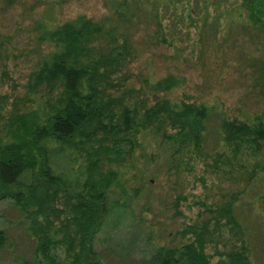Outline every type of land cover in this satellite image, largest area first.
Wrapping results in <instances>:
<instances>
[{
    "label": "trees",
    "instance_id": "obj_1",
    "mask_svg": "<svg viewBox=\"0 0 264 264\" xmlns=\"http://www.w3.org/2000/svg\"><path fill=\"white\" fill-rule=\"evenodd\" d=\"M103 2L107 22L84 14L62 20L57 0L36 1L40 11L32 29L46 49L23 85L30 105L11 114L0 135V200L10 201L24 243L17 253L15 240L0 225V254L16 264H107L94 241L116 187L113 166L132 154L149 129L169 149L170 168L187 170L188 161L204 151L219 179L241 171L250 175L224 204L205 207L183 225L180 232L188 240L154 246L143 264H253L264 221L249 211L255 207L251 199L264 206V163L258 172L247 166L264 152L263 114L243 107L229 118L217 99H173L165 93L183 81L174 72L140 73L139 86H133L126 66L134 50L136 6L131 0ZM238 2L237 19L243 11L249 27L263 31L264 0ZM228 5L219 0L215 6ZM160 19L154 35L169 47L168 60L186 67L176 22L165 23L163 33ZM263 63L254 58L248 65L257 74L252 84L262 93ZM210 132L215 143L207 149Z\"/></svg>",
    "mask_w": 264,
    "mask_h": 264
},
{
    "label": "rangeland",
    "instance_id": "obj_2",
    "mask_svg": "<svg viewBox=\"0 0 264 264\" xmlns=\"http://www.w3.org/2000/svg\"><path fill=\"white\" fill-rule=\"evenodd\" d=\"M36 1L0 0V135L8 117L30 105L23 85L37 57L46 49L44 43L37 42L32 29L40 11V3ZM131 1L138 14V24L132 33L134 50L126 66L133 86H139L140 73L152 72L159 77L174 72L183 76V81L165 93L173 99L194 103L217 99L229 118L238 117L243 107L264 116V93L260 91L262 88L253 86L257 74L248 66L254 58L264 62V29L250 28L243 11L237 19L234 12L238 10L239 0H225L229 2L226 9L216 8L219 0ZM57 2L62 20L84 14L95 21L107 22L109 11L103 0ZM166 16L176 22L174 35H180L186 67L183 62L174 65L168 60L169 47L153 33L159 18L165 33L163 26L170 22ZM216 120L212 117L211 122ZM158 137L145 130L132 154L113 166L117 173L116 187L110 190L109 211L94 241L95 250L103 253L107 264H143L141 260L154 246L188 240L189 236L180 232L183 225L200 216L205 207L224 204L245 186L250 175L249 171H241L232 179L227 175L219 179L204 151L188 161L189 169L170 168L169 149ZM209 138L207 149L215 143L213 134ZM257 161L247 169L252 166L258 172L264 163V152ZM251 200L255 207L249 212L264 221L262 202L258 198ZM246 216L248 221L254 217L248 212ZM14 221L10 201L0 200V225L7 227L19 253L24 240ZM256 234L259 236L253 264H264V233ZM205 251L213 252L209 247ZM0 260L4 264H16L5 253L0 254Z\"/></svg>",
    "mask_w": 264,
    "mask_h": 264
}]
</instances>
